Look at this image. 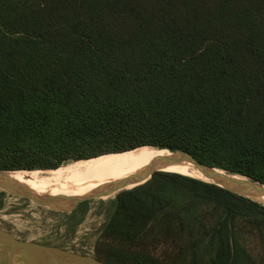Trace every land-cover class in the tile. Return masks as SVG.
Masks as SVG:
<instances>
[{"label": "trees", "instance_id": "1", "mask_svg": "<svg viewBox=\"0 0 264 264\" xmlns=\"http://www.w3.org/2000/svg\"><path fill=\"white\" fill-rule=\"evenodd\" d=\"M148 145L264 185V0H0V171ZM128 188L99 260L264 264V204L165 170Z\"/></svg>", "mask_w": 264, "mask_h": 264}, {"label": "bare ground", "instance_id": "2", "mask_svg": "<svg viewBox=\"0 0 264 264\" xmlns=\"http://www.w3.org/2000/svg\"><path fill=\"white\" fill-rule=\"evenodd\" d=\"M162 162L170 164V169L165 171L178 172L211 181L188 158H182L181 153H171L168 150L142 146L131 151L71 162L63 165L60 169L58 168L59 170L28 171L41 172L27 175H15L17 171L0 173V184L8 186L11 183H17L37 196L59 197L56 206H65L70 203L69 198H77V193L81 195L83 188L88 185L106 184L110 190L111 188L115 190L130 182L139 173L162 170L155 168ZM217 172L220 174V177L217 178L220 183L238 189L264 204V187L254 186L240 176L228 177L222 170H217Z\"/></svg>", "mask_w": 264, "mask_h": 264}, {"label": "rangeland", "instance_id": "3", "mask_svg": "<svg viewBox=\"0 0 264 264\" xmlns=\"http://www.w3.org/2000/svg\"><path fill=\"white\" fill-rule=\"evenodd\" d=\"M169 165L168 162H162L155 168L169 170ZM146 180L147 178L136 181L126 187ZM105 185H88L83 188L81 195L77 193V198L102 193L107 189ZM126 189L131 188L121 191ZM118 192L120 191L85 200L87 203L82 205L85 211L75 212L77 208L74 209L72 203L63 207L39 204L0 187V230L22 241L59 247L77 254L96 257L95 245L114 211L113 201ZM81 203L77 207L81 208ZM152 253L160 260H166L162 249L152 250ZM256 256L261 260L259 253Z\"/></svg>", "mask_w": 264, "mask_h": 264}, {"label": "water", "instance_id": "4", "mask_svg": "<svg viewBox=\"0 0 264 264\" xmlns=\"http://www.w3.org/2000/svg\"><path fill=\"white\" fill-rule=\"evenodd\" d=\"M148 146L158 148L159 150H168L171 153H181L182 158H188L198 170H200L202 173H204L211 179V181L210 180H206V181L216 183L217 185H220L234 193L253 199L252 197L248 196L247 194H245L244 192L238 189H234L226 184L220 183L217 180V178L220 177V174L217 172V170L220 169L210 167L206 164L201 163L191 153L167 145H148ZM41 171H46V170H41ZM157 171H163V170H153L150 173V176L147 180H149L153 176V174ZM5 172H14V171H0V173H5ZM225 173L228 175V177L240 176L246 179L249 183H252L254 186L264 187L263 184L255 182L245 176L230 174L227 172ZM0 187L10 190L20 196L34 200L39 204L56 206V204H58L59 202V197L37 196L33 194L31 191H29L26 187L17 183H11L8 186L0 184ZM122 189H125V187L111 190V192L109 193L115 191L121 192ZM105 193H96L92 196H87L83 198H69V200L70 203L73 204V207L75 209L81 202L85 200L109 194V193L107 194ZM57 207H63V206H57ZM0 264H108V263L101 261L96 257L77 254L59 247L22 241L15 238L13 235L9 234L8 232L0 230Z\"/></svg>", "mask_w": 264, "mask_h": 264}]
</instances>
